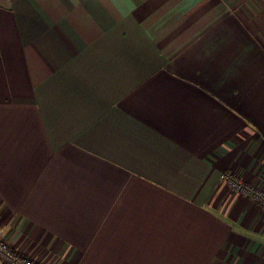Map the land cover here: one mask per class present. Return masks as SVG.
I'll list each match as a JSON object with an SVG mask.
<instances>
[{"label": "crops", "instance_id": "0c3cea01", "mask_svg": "<svg viewBox=\"0 0 264 264\" xmlns=\"http://www.w3.org/2000/svg\"><path fill=\"white\" fill-rule=\"evenodd\" d=\"M223 170L264 189V0H0L14 252L264 264V208Z\"/></svg>", "mask_w": 264, "mask_h": 264}, {"label": "built area", "instance_id": "2783aa9c", "mask_svg": "<svg viewBox=\"0 0 264 264\" xmlns=\"http://www.w3.org/2000/svg\"><path fill=\"white\" fill-rule=\"evenodd\" d=\"M219 177L229 190L252 198L264 208L263 188L258 185L250 184L238 174L226 170L221 171ZM0 260L7 264H40L28 255L14 252L10 246L2 240H0Z\"/></svg>", "mask_w": 264, "mask_h": 264}]
</instances>
